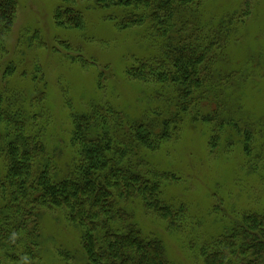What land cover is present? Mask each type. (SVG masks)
I'll use <instances>...</instances> for the list:
<instances>
[{"label":"trees","instance_id":"trees-1","mask_svg":"<svg viewBox=\"0 0 264 264\" xmlns=\"http://www.w3.org/2000/svg\"><path fill=\"white\" fill-rule=\"evenodd\" d=\"M206 1L95 0V8L118 30L141 29L156 49L154 55L133 57L124 74L153 87L155 99L165 106L137 118L109 102L73 112L75 160L59 176L46 159L42 139L39 118L46 109V89L36 86L34 70L39 68L29 73L6 60L18 2L0 0V264H43L40 223L46 212L54 211L81 232L87 264H173L163 240L144 231L133 208L176 232L190 220L188 206L167 197V189L180 181L177 172L151 165L147 156L178 141L190 119L209 129L213 152L220 151L230 131L245 143L250 134L238 129L228 112L224 90L232 75H223L222 67L241 22L227 15L206 24ZM63 3L54 13L56 26L79 30L84 20L73 10V0ZM20 42L46 45L38 32L25 33ZM73 61L90 66L81 58ZM16 75L33 84L29 100H18L23 95L9 87ZM236 217L232 222L223 217L227 228L203 241L197 256L202 264H264V211ZM59 255L63 260L68 256Z\"/></svg>","mask_w":264,"mask_h":264},{"label":"rangeland","instance_id":"rangeland-1","mask_svg":"<svg viewBox=\"0 0 264 264\" xmlns=\"http://www.w3.org/2000/svg\"><path fill=\"white\" fill-rule=\"evenodd\" d=\"M17 2L6 60L17 62L19 70L27 68L29 73L39 68L34 70L36 86L46 89V109L41 110L39 118L42 139L46 159L59 176L67 173L75 160L71 144L73 112H86L109 102L124 115L137 118L146 111L164 108L155 99L153 87L128 80L124 74L133 57L155 54L156 49L148 44L141 29L118 30L105 19V12L95 8V0H73V10L84 20L79 30L56 26L54 13L65 5L63 0ZM203 15L206 24H216L227 15L241 22L222 67L223 75H232L224 90L228 112L238 129H248L250 134L245 143L243 137L230 131L223 137L220 151L213 152L209 129L190 119L178 141L147 156L151 165L177 172L180 181L167 189V197L188 206L190 220L184 230L176 232L166 231L139 207L133 208L144 231L154 232L163 240L173 264H202L198 248L204 240L225 230L227 220L232 222L240 212L264 211V0H207ZM28 32H38L46 45L22 44L20 39ZM80 58L90 66L73 61L80 62ZM103 72L106 75L102 80L99 77ZM101 81L103 88L99 89ZM9 87L23 95L18 100H29L33 84L16 75ZM229 141L233 143L230 147ZM40 227L43 264H87L81 232L69 225L61 212H46ZM59 253L68 254L66 262Z\"/></svg>","mask_w":264,"mask_h":264}]
</instances>
